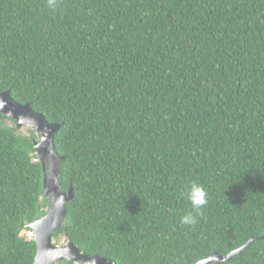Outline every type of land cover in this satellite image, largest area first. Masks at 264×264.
I'll list each match as a JSON object with an SVG mask.
<instances>
[{
  "label": "trees",
  "instance_id": "obj_1",
  "mask_svg": "<svg viewBox=\"0 0 264 264\" xmlns=\"http://www.w3.org/2000/svg\"><path fill=\"white\" fill-rule=\"evenodd\" d=\"M6 91L60 125L57 242L196 264L258 238L209 264H264V0H0ZM27 133L0 114V264H33L20 234L48 208Z\"/></svg>",
  "mask_w": 264,
  "mask_h": 264
},
{
  "label": "water",
  "instance_id": "obj_2",
  "mask_svg": "<svg viewBox=\"0 0 264 264\" xmlns=\"http://www.w3.org/2000/svg\"><path fill=\"white\" fill-rule=\"evenodd\" d=\"M0 114L14 123L17 131L26 130L34 133L33 139L36 162L40 165L42 175V191L48 202L47 212L41 218L27 225L35 243L33 264H57L61 260L72 264H114L105 257L97 255L89 257L69 240L65 246H56L53 238L54 231L65 219L66 205H73V190L70 187L63 191L59 183V165L64 157H59L53 145V137L60 125L49 124L45 118L34 112L28 104L21 105L13 101L9 92L0 93ZM258 238L251 239L243 247L232 251L226 257L217 254L196 264H209L212 261H229L234 255L246 249Z\"/></svg>",
  "mask_w": 264,
  "mask_h": 264
},
{
  "label": "clouds",
  "instance_id": "obj_3",
  "mask_svg": "<svg viewBox=\"0 0 264 264\" xmlns=\"http://www.w3.org/2000/svg\"><path fill=\"white\" fill-rule=\"evenodd\" d=\"M49 6L55 7V0H49ZM187 198L191 202L193 209L199 210L207 203V192L203 189L202 186L193 183L187 193ZM182 222L190 224L194 222V218L191 214H188L182 218Z\"/></svg>",
  "mask_w": 264,
  "mask_h": 264
},
{
  "label": "rangeland",
  "instance_id": "obj_4",
  "mask_svg": "<svg viewBox=\"0 0 264 264\" xmlns=\"http://www.w3.org/2000/svg\"><path fill=\"white\" fill-rule=\"evenodd\" d=\"M22 134H28L27 133V131L26 130H21L20 131ZM21 237H23V238H25L26 240H31L32 239V236H31V232H27V231H22L21 232ZM55 245L56 246H65L66 245V241H65V239H60V241L59 242H57L56 240H55Z\"/></svg>",
  "mask_w": 264,
  "mask_h": 264
}]
</instances>
